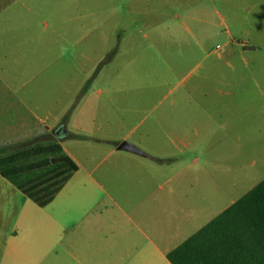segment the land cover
<instances>
[{
  "label": "rangeland",
  "instance_id": "obj_1",
  "mask_svg": "<svg viewBox=\"0 0 264 264\" xmlns=\"http://www.w3.org/2000/svg\"><path fill=\"white\" fill-rule=\"evenodd\" d=\"M0 22V157L68 118V151L127 139L213 218L264 181V0H5Z\"/></svg>",
  "mask_w": 264,
  "mask_h": 264
},
{
  "label": "crops",
  "instance_id": "obj_2",
  "mask_svg": "<svg viewBox=\"0 0 264 264\" xmlns=\"http://www.w3.org/2000/svg\"><path fill=\"white\" fill-rule=\"evenodd\" d=\"M64 129L59 143L78 171L49 206L31 205L0 174V264H172L169 253L228 209L213 218L196 178L166 175L127 139L140 153L121 143L74 155Z\"/></svg>",
  "mask_w": 264,
  "mask_h": 264
},
{
  "label": "trees",
  "instance_id": "obj_3",
  "mask_svg": "<svg viewBox=\"0 0 264 264\" xmlns=\"http://www.w3.org/2000/svg\"><path fill=\"white\" fill-rule=\"evenodd\" d=\"M77 171L55 139L31 154L0 157L1 176L40 208L49 206ZM168 260L172 264H264V181L169 253Z\"/></svg>",
  "mask_w": 264,
  "mask_h": 264
},
{
  "label": "water",
  "instance_id": "obj_4",
  "mask_svg": "<svg viewBox=\"0 0 264 264\" xmlns=\"http://www.w3.org/2000/svg\"><path fill=\"white\" fill-rule=\"evenodd\" d=\"M64 128H59L58 130L54 131V135L55 137H57L58 139L62 138L61 134H66ZM121 149L122 150H127V151H132V152H136V153H140V151H138V149H136L135 147H133L132 145H130L129 143H122L121 144Z\"/></svg>",
  "mask_w": 264,
  "mask_h": 264
},
{
  "label": "flooded vegetation",
  "instance_id": "obj_5",
  "mask_svg": "<svg viewBox=\"0 0 264 264\" xmlns=\"http://www.w3.org/2000/svg\"><path fill=\"white\" fill-rule=\"evenodd\" d=\"M63 136V134H61Z\"/></svg>",
  "mask_w": 264,
  "mask_h": 264
}]
</instances>
